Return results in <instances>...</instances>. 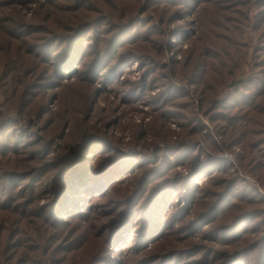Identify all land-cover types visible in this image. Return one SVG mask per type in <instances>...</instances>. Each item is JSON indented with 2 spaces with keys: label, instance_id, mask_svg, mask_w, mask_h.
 Segmentation results:
<instances>
[{
  "label": "rangeland",
  "instance_id": "rangeland-1",
  "mask_svg": "<svg viewBox=\"0 0 264 264\" xmlns=\"http://www.w3.org/2000/svg\"><path fill=\"white\" fill-rule=\"evenodd\" d=\"M263 21L264 0H0V264H264V218L238 220L264 212Z\"/></svg>",
  "mask_w": 264,
  "mask_h": 264
},
{
  "label": "trees",
  "instance_id": "trees-1",
  "mask_svg": "<svg viewBox=\"0 0 264 264\" xmlns=\"http://www.w3.org/2000/svg\"><path fill=\"white\" fill-rule=\"evenodd\" d=\"M264 22V21H263ZM78 62V56L75 55L73 56L70 61H69V64L65 67L66 71L69 70V67L72 65V64H75ZM218 103H220L221 101L218 100L217 101ZM0 110H5L4 108V103L2 101H0ZM259 116H264V106L262 107V110L259 112ZM253 120H255L256 122H260V119L259 118H254ZM89 136H87L84 140H81L79 141L75 146H73V149L74 150H78L79 148L81 147H85L89 144ZM264 156V155H263ZM80 186H81V183H77L73 186V191L74 192H78L80 189ZM232 192L234 191H226L225 193L222 194V197L220 199V201H218L214 207H213V211L215 210H218L221 208L222 206V202L223 200L229 198L232 194ZM245 218H253V222H255V220H258L259 218H264V212L262 211V209H254V210H251V209H247V210H244L242 212H240L238 214V220L241 221ZM260 220H263V219H260ZM258 222H261V221H258ZM257 224V223H255ZM159 226L158 225H154L153 224V227H152V233H156L157 230H158ZM261 242H255V243H252L251 245H249V247H247L246 249L243 250L244 253H251L253 252L254 250H257V249H260L261 247ZM210 256H208L207 258L209 259Z\"/></svg>",
  "mask_w": 264,
  "mask_h": 264
}]
</instances>
